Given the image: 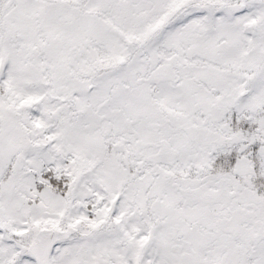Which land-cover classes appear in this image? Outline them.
<instances>
[{
	"label": "snow or ice",
	"instance_id": "snow-or-ice-1",
	"mask_svg": "<svg viewBox=\"0 0 264 264\" xmlns=\"http://www.w3.org/2000/svg\"><path fill=\"white\" fill-rule=\"evenodd\" d=\"M0 264H264V0H0Z\"/></svg>",
	"mask_w": 264,
	"mask_h": 264
}]
</instances>
